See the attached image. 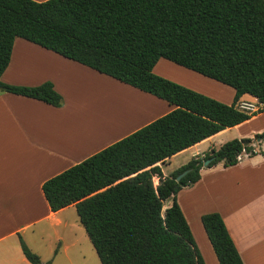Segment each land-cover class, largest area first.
<instances>
[{
  "label": "trees",
  "instance_id": "trees-1",
  "mask_svg": "<svg viewBox=\"0 0 264 264\" xmlns=\"http://www.w3.org/2000/svg\"><path fill=\"white\" fill-rule=\"evenodd\" d=\"M16 38L172 107L45 181L50 211L74 206L100 264H205L176 196L199 181L206 160L207 168L231 167L242 152L254 155L264 131L191 158L168 177L160 165L264 112V0H0V92L60 107L50 82L1 81ZM160 59L233 89L231 104L155 75ZM243 96L262 107L239 111ZM200 223L218 264H243L218 213L203 214ZM19 242L30 264H42Z\"/></svg>",
  "mask_w": 264,
  "mask_h": 264
},
{
  "label": "crops",
  "instance_id": "crops-1",
  "mask_svg": "<svg viewBox=\"0 0 264 264\" xmlns=\"http://www.w3.org/2000/svg\"><path fill=\"white\" fill-rule=\"evenodd\" d=\"M163 61L168 62L160 59L153 67L155 75L169 79L165 70L178 67L174 69L182 76L197 77L194 72L179 70L182 68ZM1 81L29 87L50 82L62 97V105L53 107L35 99L0 92V264H30L21 249L18 251L12 246L9 250L8 243L12 242L8 241L13 239L15 243V239H21L39 255L32 247L34 236L38 235L35 227L39 225L42 229L51 228L54 241L66 255L68 263H71L70 255L76 256L77 246L84 252H79L81 260L91 256L92 245L72 216L74 206L51 212L42 193V184L166 114L172 107L167 106L161 111L160 106L166 104L164 101L117 81L121 85H114L118 91L116 94H123L124 101H132V104L114 98L113 108L116 102L124 108L121 123L111 131L87 139L92 126L105 123L110 109L108 104L105 118L93 121L88 101L94 100L99 93L105 99L112 97L111 87L116 80L20 38L13 42L10 61ZM181 84L226 105L233 100V89L224 85L226 88L216 84L213 94L196 85ZM113 94L115 96V92ZM242 98L250 99L249 96ZM97 104L89 103L91 106ZM229 131L237 132L238 139L253 138L264 131V112L178 154L193 151L190 159L201 157L214 149H201L202 145ZM108 135L111 137L102 139ZM252 145L254 155L242 152L234 166L223 167L218 163L210 168L202 167L199 181L183 188L176 196L185 218L188 214L193 215L200 222V217L206 213L216 212L221 216L243 264L264 262V141L254 140ZM204 192L211 193V198L216 201L214 206H199L205 198ZM27 231L29 235L25 239ZM40 261L43 264L48 262Z\"/></svg>",
  "mask_w": 264,
  "mask_h": 264
},
{
  "label": "rangeland",
  "instance_id": "rangeland-1",
  "mask_svg": "<svg viewBox=\"0 0 264 264\" xmlns=\"http://www.w3.org/2000/svg\"><path fill=\"white\" fill-rule=\"evenodd\" d=\"M163 62H165V61H163ZM166 64H171V66H177L175 64L172 65L173 63H168V62ZM174 68H178V67H173V69L171 71L167 70V69L165 70L167 73L166 77H169V79L170 78L174 79V80H169V79H167V80L172 81L178 85H182L181 83H186L187 85H196V87H199L200 89H202L204 91H207V93H213V94H215V92H216V88H217L216 86L217 85L221 86V88H226V87H223V85H220L219 83H217L213 80L207 79L205 77H200V75H198V74L196 75L197 77H192V78H189L188 76H182L178 72V70L174 69ZM179 68H182V67H179ZM179 70H186V69L182 68ZM189 72H192V71H189ZM184 75H186V74H184ZM164 79H166V78H164ZM112 84H113V86L111 87L112 97L110 96L108 99H105L99 93L97 96L94 97V100H91V101H93V103L94 102L98 103L97 105L91 106V105H89V103L91 101H88L89 111H90V115L92 116L91 119L93 121H95V119L97 121V120H101V119L105 118V114H104L105 112L104 111H106V109H108V107H109L108 104L110 105V111L113 112L114 108H113L112 104H113L114 98H117L119 100H123V102H129L128 104H132V101H124L125 97L122 96L123 94H120V93L116 94L117 92L115 93V96L113 94L114 93L113 87H115L114 85L120 86L122 83L120 84L117 81H114ZM184 87H187V86H184ZM224 90H226V89H224ZM224 94H225V96L229 95L228 93H223V95ZM133 95H135V94H133ZM223 95H221V96H223ZM163 104H165V103H163ZM78 105H80V104H78ZM167 106L168 105H166V104L160 106L161 111H164L167 108ZM109 135H108V137H102V139L110 138L111 136L109 137ZM102 139H100V140H102ZM233 139H238L237 138V132L229 131V132H226L225 134H222L221 136L213 139V141L211 143H207V144L202 145L200 148L205 149V150H207L210 147L214 148V149H218L220 147V145H222L228 141H231ZM192 152L193 151H190V152H187L184 154L175 155V156L171 157L170 160H167L163 164H161L160 167H161L163 176L168 177L176 169L185 165L190 160ZM201 157H203V156H201ZM153 182H154V185L158 184V180L156 178L153 179ZM204 193L205 194L203 196H205V198L202 199V203H200L199 206L201 208H207V207L214 206V204H216L215 203L216 201L214 200L213 197L211 198V196H210L211 193H209V192H204ZM212 195H214V194H212ZM185 201L186 200L183 199V204L187 203ZM72 212L74 214V215H72L73 218L76 220L77 224L80 226V230L84 233V229L79 224V220H78V217L75 213L74 208L72 209ZM185 220L187 221V223L190 227L192 235H194L193 238L196 241L195 243L198 247V250L201 254V257L203 258L204 263L205 264H218L216 257L213 253V250L207 241L206 235L202 229V226H201L199 220L195 219V217L193 215H189V214L186 216ZM35 230H36V234H38V235L34 236L33 245L32 244L31 245L35 249V251H37L39 253V255L38 254L37 255L40 257V259L42 261H48L45 264H49L52 261L54 264H100L99 260L97 258V255H96V253L92 247H90L91 248L90 249L91 256H89V255L85 256V258L81 260V258H79V257H81V254L79 252H83V250L79 249L78 246H77V248H75L77 250L76 256L72 257V255H70L69 258L71 260V263H68V261L66 259V255L62 254L61 248L54 241V235L52 234L51 228L46 227V228L42 229V226L39 225V226L35 227ZM41 230H42V233L39 234L41 232ZM38 231H39V233H38ZM28 235H29L28 231L24 233L25 239H28ZM41 238H43V241L41 240ZM8 242H12V243H8V248L10 251L13 248L12 246H14V248L16 247L17 250L20 251L21 248L19 245L20 242H19L18 238L15 239V243L13 242V239H10ZM3 250L5 251V248ZM258 264H264V262L262 261Z\"/></svg>",
  "mask_w": 264,
  "mask_h": 264
},
{
  "label": "bare ground",
  "instance_id": "bare-ground-1",
  "mask_svg": "<svg viewBox=\"0 0 264 264\" xmlns=\"http://www.w3.org/2000/svg\"><path fill=\"white\" fill-rule=\"evenodd\" d=\"M114 92H118L117 89H113ZM127 91V90H126ZM114 109L115 111L113 112V115L110 116V109H108L107 113L109 114V117H107L105 123H98L95 126H92L89 129V133L87 135V139L92 137L93 135H100L102 132L105 131H111L113 129H115L116 126H118L117 124L121 123L122 121V117L121 114L122 112H124V108H122V106L120 104H118L117 102L114 104Z\"/></svg>",
  "mask_w": 264,
  "mask_h": 264
},
{
  "label": "built area",
  "instance_id": "built-area-1",
  "mask_svg": "<svg viewBox=\"0 0 264 264\" xmlns=\"http://www.w3.org/2000/svg\"><path fill=\"white\" fill-rule=\"evenodd\" d=\"M236 107L242 112L255 113L262 107V104L256 98L250 97V99H240ZM239 159L240 155L237 157V161Z\"/></svg>",
  "mask_w": 264,
  "mask_h": 264
},
{
  "label": "water",
  "instance_id": "water-1",
  "mask_svg": "<svg viewBox=\"0 0 264 264\" xmlns=\"http://www.w3.org/2000/svg\"><path fill=\"white\" fill-rule=\"evenodd\" d=\"M209 162H210V160H206V161L203 163V167H207L208 164H209ZM185 173H186V172H185ZM185 173H183V174H181L180 176H178V177L176 178V181H179V179H180L181 177H183V176L185 175Z\"/></svg>",
  "mask_w": 264,
  "mask_h": 264
}]
</instances>
